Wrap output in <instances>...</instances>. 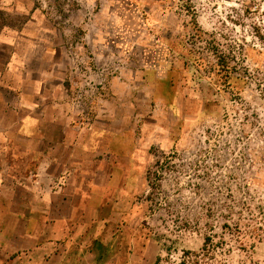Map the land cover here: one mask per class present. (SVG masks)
<instances>
[{"label": "rangeland", "instance_id": "374dc122", "mask_svg": "<svg viewBox=\"0 0 264 264\" xmlns=\"http://www.w3.org/2000/svg\"><path fill=\"white\" fill-rule=\"evenodd\" d=\"M36 81L116 137L98 264H264V0H0V129Z\"/></svg>", "mask_w": 264, "mask_h": 264}, {"label": "crops", "instance_id": "0c3cea01", "mask_svg": "<svg viewBox=\"0 0 264 264\" xmlns=\"http://www.w3.org/2000/svg\"><path fill=\"white\" fill-rule=\"evenodd\" d=\"M34 84L16 87L25 113L0 129V264H98L92 238L119 187L116 161L98 178L99 157L111 146L117 160L116 137L78 125L66 91Z\"/></svg>", "mask_w": 264, "mask_h": 264}]
</instances>
